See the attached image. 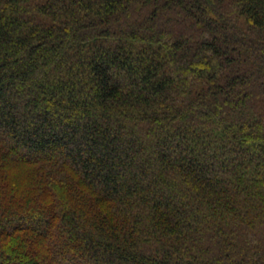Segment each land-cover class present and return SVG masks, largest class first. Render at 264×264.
<instances>
[{
  "label": "trees",
  "instance_id": "obj_1",
  "mask_svg": "<svg viewBox=\"0 0 264 264\" xmlns=\"http://www.w3.org/2000/svg\"><path fill=\"white\" fill-rule=\"evenodd\" d=\"M0 264H264V0H0Z\"/></svg>",
  "mask_w": 264,
  "mask_h": 264
}]
</instances>
